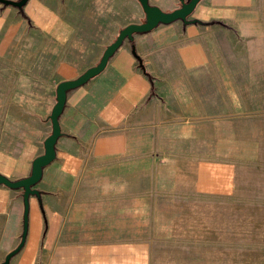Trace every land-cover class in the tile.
Returning <instances> with one entry per match:
<instances>
[{"label": "crops", "instance_id": "1", "mask_svg": "<svg viewBox=\"0 0 264 264\" xmlns=\"http://www.w3.org/2000/svg\"><path fill=\"white\" fill-rule=\"evenodd\" d=\"M144 17L138 0L0 2V174H30L57 84L95 65L120 29ZM187 19L125 39L99 74L67 92L55 158L28 198L24 243L9 264H141L147 216L110 217L118 199L151 209L230 193L253 160L264 167V0H199ZM5 77L28 89L21 82L9 95ZM126 159L130 169L120 166ZM22 193L0 184V255L21 241Z\"/></svg>", "mask_w": 264, "mask_h": 264}, {"label": "rangeland", "instance_id": "2", "mask_svg": "<svg viewBox=\"0 0 264 264\" xmlns=\"http://www.w3.org/2000/svg\"><path fill=\"white\" fill-rule=\"evenodd\" d=\"M6 79L1 82L12 84L9 95L16 94L13 85L21 82L22 89H28V81ZM260 163L255 159L251 167L241 170L236 191L180 195L158 200L151 209L132 208L123 197L117 201L122 204L119 208H109V216L124 219L138 210L147 216L146 232L151 239L147 250L142 249L146 252L141 264H264V167ZM91 166L117 164L94 159ZM120 166L130 169L131 161L126 159ZM4 259L0 255V264Z\"/></svg>", "mask_w": 264, "mask_h": 264}, {"label": "water", "instance_id": "3", "mask_svg": "<svg viewBox=\"0 0 264 264\" xmlns=\"http://www.w3.org/2000/svg\"><path fill=\"white\" fill-rule=\"evenodd\" d=\"M138 1L145 14L144 20L140 23L128 24L120 29L114 40L105 47L99 61L95 65L87 68L77 78L61 81L57 84L55 90V103L49 115L51 132L43 141V153L33 159L30 174L27 177L18 180H11L0 174V184L9 188H20L23 190L22 197L24 202V229L21 241L16 248L7 253L4 259V264H9L11 257L19 251L24 243L28 219V198L30 195H38V190L35 189L34 186L40 180L43 168L55 158V144L58 137L61 135L58 119L64 108L67 92L86 83L89 79L99 74L105 68L108 59L114 54L125 39L130 40L136 33L150 31L158 24H168L176 20L188 22L187 17L192 13L199 0H180V5L171 11H163L156 6L151 5L148 0ZM0 2L5 5L22 8L27 0H0Z\"/></svg>", "mask_w": 264, "mask_h": 264}]
</instances>
